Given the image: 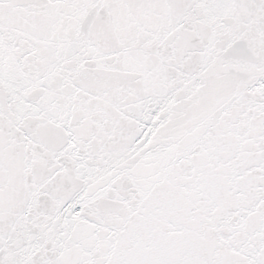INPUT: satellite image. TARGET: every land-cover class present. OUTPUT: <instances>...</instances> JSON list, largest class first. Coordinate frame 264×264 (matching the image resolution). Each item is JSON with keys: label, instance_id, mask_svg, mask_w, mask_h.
Returning a JSON list of instances; mask_svg holds the SVG:
<instances>
[{"label": "snow or ice", "instance_id": "1", "mask_svg": "<svg viewBox=\"0 0 264 264\" xmlns=\"http://www.w3.org/2000/svg\"><path fill=\"white\" fill-rule=\"evenodd\" d=\"M0 264H264V0H0Z\"/></svg>", "mask_w": 264, "mask_h": 264}]
</instances>
